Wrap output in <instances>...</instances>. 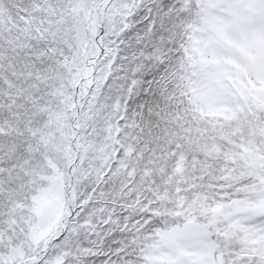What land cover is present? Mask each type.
Wrapping results in <instances>:
<instances>
[{
	"label": "snow or ice",
	"instance_id": "snow-or-ice-1",
	"mask_svg": "<svg viewBox=\"0 0 264 264\" xmlns=\"http://www.w3.org/2000/svg\"><path fill=\"white\" fill-rule=\"evenodd\" d=\"M0 264H264V0H0Z\"/></svg>",
	"mask_w": 264,
	"mask_h": 264
}]
</instances>
